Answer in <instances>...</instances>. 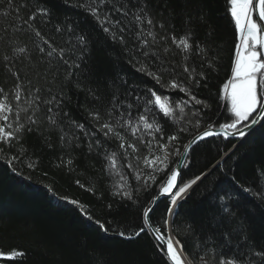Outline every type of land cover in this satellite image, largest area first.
Instances as JSON below:
<instances>
[{"label":"trees","instance_id":"obj_1","mask_svg":"<svg viewBox=\"0 0 264 264\" xmlns=\"http://www.w3.org/2000/svg\"><path fill=\"white\" fill-rule=\"evenodd\" d=\"M83 2L14 0L11 8L0 7V87L10 94L9 101L15 104L11 93L19 83L21 107H27L24 100L29 96L41 97L33 130L25 131L19 143L12 141L11 147L0 144V148H4L0 153V264H170L151 234H142L131 240L116 234L126 230L127 235H133L143 226L144 209L170 173H153L145 162V157L161 154L156 148L159 134L153 139L142 125L136 137L131 129H118L125 137L126 146L121 149L120 140L114 136L106 139L95 128L108 119L107 114L114 106H123L125 119L128 113L133 120L137 119L150 96L149 88L162 95V99L167 98L171 105L188 97L178 89H169L137 72L129 63V55L136 43L135 23L131 25L133 32L126 35L130 51L125 54L124 46L113 43L89 12L75 6ZM116 2L112 0L106 10L114 7ZM119 2L122 5L124 0ZM148 4L157 23L154 28L157 38L159 35L168 37L158 49L160 59L153 58L163 70L159 74L165 85L173 78L187 81L192 69L206 74L201 85L193 88L196 98L209 105L200 128L195 126L191 115L195 108L202 107L196 105L193 108L195 101H190L185 109L186 119L178 109L172 117L160 113L158 118L163 128V142L170 144L173 155V158L169 157L172 170L183 147L194 134L209 124L219 127L230 116L222 102V89L232 73L237 31L228 11V0H148ZM41 7L49 10L48 17L37 15L36 20L30 22L32 27L23 23ZM5 12L8 14L4 15ZM113 19H121V14L113 12ZM68 26L75 28V34L67 31ZM57 27L61 31L58 32ZM37 29L49 41L48 44L35 35ZM187 33H191L189 43L193 47L191 52L185 53L173 44L171 36L174 35L178 43L179 38ZM79 35L87 38L88 50L82 59L81 45L76 39ZM197 44L204 49L203 56L197 54ZM21 47L25 48L24 53H14V49ZM164 47L169 48L167 53ZM40 48L44 51L41 52ZM52 48L56 51L49 56ZM61 49L64 50L63 57ZM5 55L10 61L3 60ZM185 56L188 59L185 60ZM5 63L9 64L7 69ZM74 63H80V69H70L69 65ZM185 66L190 70L188 73L184 72ZM52 96L63 98V112L69 114L63 116L54 112L55 125L48 119V106L43 103ZM128 105L132 107L129 109ZM94 111L101 115L99 122L89 116ZM27 115L31 112L21 113L22 122L26 123ZM11 118L15 119L14 116ZM70 121L83 125L84 130L76 128ZM181 127L187 131L179 134V140L169 141L168 136ZM141 139L145 143H141ZM130 143L136 145V151L127 147ZM237 144L239 147L234 148ZM113 153L114 168L111 167L112 160L106 159ZM13 156L21 157L12 161L15 171L8 164ZM68 160L72 161L70 165L66 164ZM214 165L218 166L213 171ZM261 166H264V122L248 136L246 143L214 136L192 147L180 181L187 182L204 172L211 171V174L193 186L190 195L180 201L177 214L171 216V231L183 244V251L193 264H198L202 255L218 264L221 254L227 258L234 252L244 253L252 264H264V257L259 255V246L264 245V202L259 195L264 192ZM149 173L155 175V182L148 180L147 190L141 188L134 202L112 196L117 183L135 190L145 184L144 177ZM137 176L141 178L137 180ZM244 187H249L250 192L245 193ZM208 190L217 194L215 200L204 195ZM221 196L223 201L219 199ZM71 200L78 201V204L70 203ZM169 204L170 198L163 199L151 213L152 224L164 235ZM223 206L243 222V232L227 245L225 233L229 229V218L223 212ZM89 215L91 220L87 218ZM97 221L103 223L107 231L100 229ZM247 238L257 245L251 254L243 247ZM12 251L22 255L8 259Z\"/></svg>","mask_w":264,"mask_h":264},{"label":"snow or ice","instance_id":"obj_2","mask_svg":"<svg viewBox=\"0 0 264 264\" xmlns=\"http://www.w3.org/2000/svg\"><path fill=\"white\" fill-rule=\"evenodd\" d=\"M39 3H43V0H37ZM67 3V0H65ZM230 8L228 11L235 23V28L238 35L239 42L236 44L235 59L232 66V75L230 81L224 85V98L228 101L230 108H228L231 113L230 116L225 118V123H220L219 127L221 129L220 133H213L211 130V124H209L205 130L196 136L193 137V140L190 144L185 145V154H187L188 149L192 145L198 146V142L205 140L207 137L212 135H224L225 138L228 137H237L243 138L240 140V143H246L249 135L254 134L256 131V125L264 122L260 118L264 117V102H262L261 97H264V55L261 54L259 49H264V28L258 24L256 20L253 19V13L257 12L259 20L264 21V0H228ZM14 4V0H0V7L7 6L11 8ZM112 4V0H84L83 3L75 5L77 7L83 8L85 11L95 18L99 24L102 31L108 35V37L113 41V43L119 42L124 46L125 54H129V49L127 47L126 35L131 34L133 29L131 27L132 23H135V44L129 55V63L135 67L137 72L143 73L144 75L151 77L158 84L166 86L172 90H179L185 94L188 99L182 100L175 105H171L167 98L162 99V95H158L156 91H153L151 88L147 89L150 92V96L145 100V107L143 111L139 114L138 118L133 120L131 113H128V118L125 119V113L123 106L116 107L114 106L112 111L109 112L108 119L103 123H98V126L95 128V131L98 134H102L106 139L114 136L121 141L120 148H125V137L121 131L118 129H131L133 137H136L137 132L140 130L142 125L143 129L147 131L153 139H156V134H159V139H156V148L160 150L159 155H154L152 157H145L146 164L152 169V172L158 171H170V175H167L164 183L161 184V194H169L170 204L167 208L169 215H176L177 209L179 207L180 201L186 199L190 195V190L193 189V186L198 185V182H201L203 179L207 178L211 174L210 172H204L200 175H196L194 179H190L187 182L183 180L180 181V186L177 185L178 176L180 175L177 171L171 170L169 167V157L172 154L169 144L164 143V134L163 128L159 123L160 113L164 117H172L175 115V111L178 109L182 117H184L185 109L189 107L190 101H195L196 105H201L200 108H195L192 111V118L195 120V126L200 128L204 118L206 116L205 109L209 108V105L204 101L197 99L196 94L193 91V88H198L201 85V82L206 79V74L204 71L196 73L195 69L191 70L187 81H178L177 79H171L167 85L159 74L163 71L157 64L153 62V58L156 60L160 59L159 56V47L162 43H166L167 36L159 35L154 31V28L157 27V23L152 17L150 11V6L148 0H124L121 5L119 0H117L114 7L110 10H106V5ZM27 7V5H22ZM113 12H119L121 14V19H113ZM8 13L5 12L4 15ZM17 16H19V10H17ZM37 15H42L48 17L50 15L49 10L46 7H41L33 11L23 23L27 24L28 27H32L30 22L35 21ZM130 18V19H129ZM159 27L164 30L162 24ZM58 32L61 31L60 27L56 29ZM67 31L75 34V28L73 26H68ZM166 31V30H165ZM35 35L40 37L45 44H48L49 41L45 39L41 32L37 29L35 30ZM171 35V34H169ZM151 38V40H149ZM191 38V33H187L185 36L179 38L177 43V38L172 35L171 39L173 44H176L177 48L185 53L192 51V44L189 43ZM77 43L81 45L79 52L81 53V59L83 55L87 53V38L84 35H79L76 37ZM51 47V45H49ZM196 52L198 55L204 54V49L197 44ZM164 52L169 51L168 47H164ZM14 53H24L25 48L21 47L13 50ZM40 51L43 52L44 49L40 48ZM56 49L52 48V51L48 53L49 56L55 52ZM61 56L63 57L64 50L61 49ZM184 59H188L187 56ZM5 62L10 61V57L5 55L3 56ZM65 64H69L68 60H64ZM211 63H214L212 61ZM211 63L209 67H211ZM70 69H80V63L70 64ZM4 67L7 69L9 67L8 63H5ZM155 68V71L150 69ZM190 70L187 66L184 67V72L188 73ZM72 74L71 71L69 73ZM195 74V75H193ZM13 75H18L13 73ZM126 83V81H125ZM38 93L39 88L35 89ZM9 93L6 92L2 87H0V144H4L7 147L12 146V141H19L22 139L25 131L31 132L33 126L37 124L36 112L40 110L41 97L39 95L29 96L24 100V103L27 104V107H21V85L17 83L15 85V90L11 93L12 98L15 101V104L9 101ZM141 97H138L140 99ZM47 105V112L50 114L48 119L50 122L55 125L57 123L55 113H62L63 116H68L67 112H63V98H58L57 96H52L50 99L43 101ZM129 109L132 105H128ZM227 107V105H226ZM156 110V111H154ZM29 113L27 115V121L22 122L21 113ZM255 114V115H254ZM14 116L13 120L11 117ZM89 116L94 120L99 122L101 120V115L99 111L90 112ZM186 119V117H184ZM230 121V122H229ZM75 125L76 128L84 130V126L79 124L76 121H70ZM191 123V121H188ZM243 124V127L240 125ZM6 125V127H5ZM247 130V131H246ZM187 131L185 127H181L177 130L175 134L168 136L169 141H177L180 139V133ZM61 140L64 139L63 136L60 137ZM141 143H145L141 139ZM149 145L151 141L148 142ZM100 144L99 139H97V145ZM22 146V145H21ZM51 147V145H49ZM128 148H131L133 151H136V145L134 143L127 144ZM234 148L239 147V145H234ZM89 148H92V145L89 144ZM194 150V149H193ZM4 151V148H0V153ZM23 155V153H21ZM235 155V153H233ZM115 153L112 156L106 157V159L112 160L111 167H115L114 160ZM20 156H13L8 160L9 167H13L12 161L20 159ZM62 163H65L62 161ZM71 160H68L66 164L70 165ZM218 165L213 166V171ZM29 167H32L30 164ZM131 167V166H130ZM13 170L15 171L14 167ZM261 172H264V166H261ZM17 174H19L17 172ZM234 175V174H233ZM141 177L137 176L136 179L139 180ZM123 179V177H122ZM145 184L141 187L136 188L135 190L127 189L124 184L117 183L114 185L112 190V196L118 197L121 201H135L139 196L141 188L147 190L148 180L155 182L156 177L152 173H149L148 176L144 177ZM79 183V182H77ZM174 188H178L173 192ZM243 191L245 193L250 192L249 187H244ZM252 195H257V193H251ZM205 196L215 200L216 193L212 190H208L204 193ZM261 201L264 202V192L259 193ZM65 199V198H61ZM221 201L224 200V197H219ZM72 204H78V201L71 200L69 201ZM111 207V205H109ZM153 209L145 208L142 215L144 217L143 226L134 232L133 235H127L126 230L119 231L118 235L124 237L125 239L131 240L133 238H139L142 234H151L154 236V239L161 244V251L164 252V256L171 264H193L183 252V244L174 237H165L161 235V229L156 227L154 229L149 228L151 224V215ZM81 211L84 212V209L81 208ZM223 212L229 218V229L226 230L225 235L228 237L227 243H230L234 236H239L243 232V222L237 217L236 214L232 213L227 206H223ZM89 220L92 217L87 216ZM171 222L168 219L164 220V224L168 226ZM100 229L107 231L105 225L97 221ZM248 242L244 243L243 247L248 249L249 254L252 250L257 247L254 243L250 241V238H247ZM166 246V249L165 247ZM260 252L259 255L264 257V245L259 246ZM2 255V253H0ZM22 253L18 251H12L8 255V259H14L17 256H21ZM198 264H214L212 260L202 255L199 258ZM218 264H252V261L245 258L244 253H232L225 258L224 255H220Z\"/></svg>","mask_w":264,"mask_h":264},{"label":"water","instance_id":"obj_3","mask_svg":"<svg viewBox=\"0 0 264 264\" xmlns=\"http://www.w3.org/2000/svg\"><path fill=\"white\" fill-rule=\"evenodd\" d=\"M254 15H255V18H256V21L258 22V24L261 26V28H264V21H260L259 20V17H258V14H257V12H254ZM239 35V34H238ZM239 40V39H238ZM260 51H261V54L262 55H264V49H260ZM262 102H264V97H262ZM262 121L264 120V117H261L260 118ZM261 124V123H260ZM260 124H258V125H256L255 127L257 128ZM243 127V126H242ZM205 129H202V130H200L199 132H197L196 134H194L189 140H188V142L186 143V145H188V144H190L191 143V141L193 140V137L194 136H196L197 134H199V133H201V132H203ZM211 130L213 131V133H220L221 132V129H220V127H211ZM247 131V130H246ZM214 136H224V135H212V136H210V137H207L206 139H208V138H211V137H214ZM228 138H230V139H233V140H241V139H243V138H237V137H228ZM199 143V142H198ZM194 145H192L189 149H188V152H187V154H185V152H184V150H185V146H184V148H183V150H182V152H181V155H180V157H179V159H178V161L176 162V164H175V166L173 167V169L172 170H174V171H177L180 175L178 176V180H177V185L178 186H180V176H181V172H182V169H183V166H184V164H185V161H186V159H187V157H188V155H189V152H190V150L192 149V147H193ZM171 173H169V175H170ZM176 190H178V188H174L173 189V192H175ZM169 197V194H161V187H160V189L158 190V192L156 193V195L154 196V198L151 200V203L149 204V206L147 207V208H151V209H153L154 210V208H155V206L160 202V201H162L163 199H165V198H168ZM152 210V211H153ZM152 213V212H151ZM151 213H150V215H151ZM149 228H150V230L151 229H154L155 227H154V225L152 224V221H151V224H150V226H149ZM161 235H163L162 233H161ZM153 236V235H152ZM154 237V236H153ZM170 237H174L173 235H171ZM175 238V237H174ZM156 241V240H155ZM157 243L159 244V245H161L160 244V242H158L157 241ZM165 247V249H166V246H164ZM184 252V251H183ZM184 254L186 255V253L184 252ZM186 257L189 259V257L186 255ZM190 260V259H189ZM170 264H171V262L170 261H168Z\"/></svg>","mask_w":264,"mask_h":264},{"label":"rangeland","instance_id":"obj_4","mask_svg":"<svg viewBox=\"0 0 264 264\" xmlns=\"http://www.w3.org/2000/svg\"><path fill=\"white\" fill-rule=\"evenodd\" d=\"M259 51V50H258ZM231 75H232V73H231ZM231 75H230V77H229V79L227 80V82H226V84L230 81V79H231ZM223 89H224V87H223ZM223 89H222V99H223V104L225 103L226 105H227V111L229 112V110H228V108H230V105L228 104V101H226L225 100V98H224V91H223ZM262 98V97H261ZM225 106V105H224ZM229 114L231 115V113L229 112ZM243 125V124H242ZM242 125H240V126H242ZM170 145V144H169ZM184 148V147H183ZM183 150V149H182ZM181 155V154H180ZM180 155L178 156V159H179V157H180ZM172 156V158H173V155H171ZM178 159H177V161H178ZM181 177V176H180ZM170 221V220H169ZM171 222V221H170ZM171 223L168 225V226H166V236L167 237H170L171 235H173V233H172V231H171ZM174 236V235H173ZM175 237V236H174ZM176 238V237H175ZM1 256V255H0Z\"/></svg>","mask_w":264,"mask_h":264},{"label":"clouds","instance_id":"obj_5","mask_svg":"<svg viewBox=\"0 0 264 264\" xmlns=\"http://www.w3.org/2000/svg\"><path fill=\"white\" fill-rule=\"evenodd\" d=\"M255 16V15H254ZM237 39H238V33H237ZM238 42H239V40H238ZM259 51H260V49H259ZM261 52V51H260ZM262 99V98H261ZM255 115V114H254ZM243 126V125H242ZM242 126H240V127H242ZM211 127H213V126H211ZM205 129V128H204ZM199 132V131H198ZM222 137H224V136H222ZM225 138V137H224ZM226 139H230V138H226ZM233 140V139H232ZM235 141H239V140H235ZM173 169V168H172ZM169 175V174H168ZM167 178V177H166ZM166 180V179H165ZM161 187V186H160ZM160 189V188H159ZM170 197H168V198H165V199H169ZM149 206V205H148ZM171 216L172 215H169L168 214V220H170L171 221ZM171 226V225H170ZM162 233V232H161ZM163 234V233H162ZM164 235V234H163ZM166 238H167V236L166 235H164Z\"/></svg>","mask_w":264,"mask_h":264},{"label":"flooded vegetation","instance_id":"obj_6","mask_svg":"<svg viewBox=\"0 0 264 264\" xmlns=\"http://www.w3.org/2000/svg\"><path fill=\"white\" fill-rule=\"evenodd\" d=\"M253 19L256 20L255 16H254V13H253ZM258 50H259V47H258Z\"/></svg>","mask_w":264,"mask_h":264}]
</instances>
